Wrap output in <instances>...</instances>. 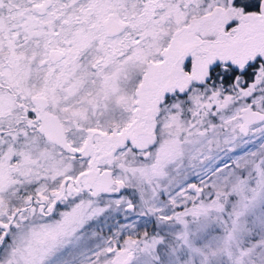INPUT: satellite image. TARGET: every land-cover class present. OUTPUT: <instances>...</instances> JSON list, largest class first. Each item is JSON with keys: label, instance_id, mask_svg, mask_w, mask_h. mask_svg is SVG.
<instances>
[{"label": "snow or ice", "instance_id": "6c2138e0", "mask_svg": "<svg viewBox=\"0 0 264 264\" xmlns=\"http://www.w3.org/2000/svg\"><path fill=\"white\" fill-rule=\"evenodd\" d=\"M0 264H264V0H0Z\"/></svg>", "mask_w": 264, "mask_h": 264}]
</instances>
